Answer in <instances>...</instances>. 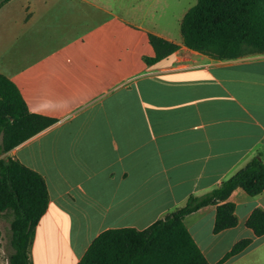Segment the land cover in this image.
Listing matches in <instances>:
<instances>
[{
  "label": "crops",
  "instance_id": "0c3cea01",
  "mask_svg": "<svg viewBox=\"0 0 264 264\" xmlns=\"http://www.w3.org/2000/svg\"><path fill=\"white\" fill-rule=\"evenodd\" d=\"M10 0L0 8V74L30 112L56 122L2 155L40 173L49 206L32 264H78L109 229L144 230L255 154L264 163V54L216 60L184 44L180 0ZM197 2V1H196ZM153 33L180 46L149 65ZM238 225L214 233L215 205L184 222L211 264H264L246 222L264 193L237 188Z\"/></svg>",
  "mask_w": 264,
  "mask_h": 264
},
{
  "label": "trees",
  "instance_id": "16d2710c",
  "mask_svg": "<svg viewBox=\"0 0 264 264\" xmlns=\"http://www.w3.org/2000/svg\"><path fill=\"white\" fill-rule=\"evenodd\" d=\"M10 0H0V8ZM184 44L216 60L264 54V0H197L181 23ZM149 40L154 57L149 65L175 53L180 46L156 34ZM56 119L29 111L16 84L0 74V219L10 224L8 264H32L29 250L36 227L49 206L44 177L5 153L52 126ZM252 197L264 193V163L255 154L218 187L192 194L186 204L144 230L132 227L102 232L78 264H211L185 225L187 215L215 205L214 233L238 225L236 206L229 200L237 188ZM246 225L264 236V209L255 208ZM253 238L237 242L217 263L241 254Z\"/></svg>",
  "mask_w": 264,
  "mask_h": 264
},
{
  "label": "rangeland",
  "instance_id": "374dc122",
  "mask_svg": "<svg viewBox=\"0 0 264 264\" xmlns=\"http://www.w3.org/2000/svg\"><path fill=\"white\" fill-rule=\"evenodd\" d=\"M197 0H180L177 9H189L196 4ZM124 3L128 5L131 2L139 3L137 0H117V3ZM10 224L8 221L0 219V264H8L7 255L10 251Z\"/></svg>",
  "mask_w": 264,
  "mask_h": 264
}]
</instances>
